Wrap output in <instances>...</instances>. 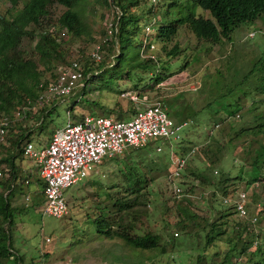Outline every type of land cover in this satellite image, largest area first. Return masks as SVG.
<instances>
[{
  "label": "rangeland",
  "instance_id": "rangeland-1",
  "mask_svg": "<svg viewBox=\"0 0 264 264\" xmlns=\"http://www.w3.org/2000/svg\"><path fill=\"white\" fill-rule=\"evenodd\" d=\"M149 1L145 5L148 6L145 10L147 12L151 7L149 14L152 19L154 18L152 20L153 24L157 22V27L158 25H166L172 20L183 18L189 14L195 16L201 15L213 20L209 11L194 6L190 0H176L178 4H170L171 0ZM107 2L110 3V0H107ZM2 4V1H0V8ZM20 4L21 0L17 7ZM63 10L64 8L59 5L49 9L51 24L47 27L48 31L54 30L53 23H55ZM113 10H115L114 14L116 15L118 8L113 7L111 3L107 7L100 6L98 2L86 7L85 15L92 25V29L100 34L94 35L93 41L79 40L70 43L68 40H62L59 43L58 49L62 54H65L66 62L79 57L85 59V55L90 54L93 45L96 43L95 41L103 33H106L108 27H110L111 18L114 16L112 15ZM140 10L141 8L139 7L135 8L136 12ZM149 14L147 15L148 17ZM147 22L145 19L143 24L141 23L140 30L137 33L140 32L142 34L143 25ZM45 25L47 23L43 22L42 26ZM181 32L185 34V38L182 37ZM250 32H253L251 37L247 36ZM191 36L196 38L189 31L187 25L181 26L176 34L166 42H161L156 37V34L154 35V41H156L158 48L156 51L159 55L158 61L161 62V65H167L165 68L172 71L181 64V61H189L186 68L181 72L176 71L171 77L155 85L150 74L139 73L138 77L141 81L137 80L139 78L134 74L127 81L110 76L114 69L106 68L100 77H95L91 80V89H87L82 101L72 108V113L65 112L67 103L58 105L48 113L47 117L42 121L43 124H46V128L43 129L42 134L48 135L50 139L52 131L64 126L67 120L72 121L74 119L75 121L82 114H103L100 112L101 109L106 111L104 115H110L115 118L118 116L117 108H120L123 112L129 106L127 99H130L131 94L136 95L134 91L142 93L150 101L161 99V102H163L162 98L167 99V103L163 102L164 107L168 115L174 120L169 111L175 104L179 105L183 102L185 94L181 97L180 94L184 91L198 89L201 83L200 76L204 73L202 72L204 69L209 67H215L216 69L220 67L222 72L218 71L213 77L211 86L205 85L197 93V101L200 104L203 101L204 103L208 102L210 103L209 107H214L219 102L235 100L238 95L242 94L246 95V99L242 97L239 104L243 107L248 106L249 111L241 115L239 114L238 118L235 116L234 120H230L223 113H220L219 119H217V121H220L218 128L220 130L218 133L216 131L213 136L220 139L227 149L224 152L221 165L219 166V163H217V170L215 169L217 173L214 175L216 176V180L213 183L216 188H208L205 183L201 184L192 176L186 175L183 177L182 175L174 181V184H178L177 187L182 191V194L180 197L174 195L173 191L169 188L170 184L167 183L169 180L165 175V171L157 169L156 165L158 162L161 164L164 162L168 163V161L170 162V155L171 158L177 155L174 153L175 149L173 151L171 149L180 145V141L178 142V140H171L170 143H160L162 147V151L160 152H156L155 147H147L141 150L136 149L138 147L128 148L117 157L118 160L113 161L110 159L105 161L104 164L96 166L95 172L87 177L89 179L87 184L82 183L85 179H81V181L64 191L68 212L61 218L42 215L41 209L44 197L40 191V186L25 184L23 179L20 182V186H22V190L27 189V191L23 192L24 194L22 195L20 194L19 197L12 198L13 202L16 201L14 207H17L19 211L15 213L14 220L16 225L10 235L11 244H13L15 251L21 255L23 264H195L197 259L201 261V264H228V262L223 261L227 259L228 250L232 246L235 248L240 246V243L235 238L239 234L240 226L242 227L245 224L246 218L242 219L236 213L233 214L230 211L227 218H222V220L227 221L226 233L207 245L204 240L210 228L206 227L203 219L205 217L210 221L213 218L214 209L221 210L223 206H227L219 201V196L224 191H228L227 196L234 197L236 191L245 190L248 201L254 199V196L256 197L253 200L255 202H252L253 206L250 212L258 217V223L254 230L258 238L257 243L260 242L264 245V179H262V182L254 183V186L250 184L248 187H245L246 177L244 171L251 167V161L248 158V150L251 146L247 144L245 139L248 140L250 137L247 138L245 133L241 131L238 139L232 143L228 141L230 137L228 136V132L232 124L238 127L251 128V126H256L258 122H264V100L260 102L261 99H264V95H259L257 92L264 88V74L261 76L262 72H264V13L253 21L242 22L233 30L228 40V46L225 48L229 54L226 56V60L220 61L218 64H216L218 57L215 55V52L208 54L205 48L201 52L193 50L199 40L193 39ZM138 39L139 35H136L134 41L137 43ZM34 41L35 39L28 40L22 37L20 49L28 56L33 57V60L37 62L38 57L30 52ZM175 41L181 42L179 44L180 47L178 46L179 54L175 56L166 55V51L170 49ZM162 45H164L165 50ZM231 46L232 50H230ZM182 47L186 51H183ZM204 50L207 53L203 52ZM115 53L118 55L117 52ZM128 53V63L132 62L137 55L142 61H146L139 55L137 45L133 49L130 48ZM107 60L108 62L112 61L109 57ZM60 63L57 62L53 66L55 67ZM229 63L230 66L227 67ZM109 64L113 65V62ZM254 64H257V68L255 69H253ZM54 67L53 70H45L43 72L40 82H49L53 79L52 71L54 72ZM226 67L228 69L232 68L231 74L227 79H225L227 75ZM135 84H137L136 87L134 86ZM207 89L211 90L210 96L207 95ZM248 96H252L254 99H248ZM207 109V105L201 107L203 111ZM196 117L197 119L193 120L192 124L197 131L203 130L202 127H206L204 126L205 123L207 126L209 125L208 127L211 125V128H213L211 118L204 116L202 112ZM32 118L25 121L27 125L31 124ZM38 122L39 120L33 123V128H38L41 125H37ZM251 130L260 136L264 135V127L250 129V133L252 134ZM11 132L15 134L14 129ZM37 136V131L31 134V138L35 143L37 142L35 141ZM36 146L38 147V145ZM8 149L9 146L4 147L1 152L4 154ZM133 150L134 154H131V157L135 154L138 156L149 154L148 157L159 158V161H155L151 168L147 167V163L137 158L133 159V166L131 167L137 171V176L141 182L144 181L143 189L141 190L142 200L138 203L137 208L132 211L137 220V222H134L133 232L134 230H138L140 235L150 233L151 231L163 234L162 238L164 237L167 243L164 252H159L158 249L151 251L136 250L117 237L107 238L99 235L92 222L98 214L104 211L107 222L114 228L120 229L115 223L119 221L121 214L115 211V207L112 204L120 194H123L121 185L125 184L126 178H124L125 170L124 173L123 171H119V167L116 165H124L130 155L129 153ZM194 153L195 151L188 157L190 159L186 163L187 169L195 165L194 157L196 155ZM200 156L201 160L207 161V156L204 154ZM23 160L27 162L26 165L28 166L35 165V162L29 158L24 157ZM32 162L34 163L31 164ZM204 165L207 166V163ZM169 166L171 167V164ZM218 169L221 171L225 169L228 172L229 181L224 182L223 185L217 181L219 176ZM22 171L25 173L24 170ZM239 172L240 178L233 180L232 178L236 177ZM132 173L130 176L134 178L136 175H132ZM27 174L25 175L27 176ZM184 174H186L185 171ZM27 178L29 182L32 181L30 177ZM97 185L102 186L97 187ZM190 186L192 191L188 193L191 202L190 209L195 212L196 216L198 215L197 221L202 223V225L194 226L188 233L179 232L177 236H173L177 238L176 242L170 235L166 236L164 231L166 228L169 231L171 229L176 231L171 228L176 220L174 217L175 213L173 212L175 210L174 205L184 194H187L184 193V189H188ZM213 194L215 197L212 196ZM127 215L130 216V213ZM130 220L133 221L132 218H122V221L125 223ZM233 240L237 242L235 246L232 243ZM246 263L248 261L243 256L231 257V264Z\"/></svg>",
  "mask_w": 264,
  "mask_h": 264
},
{
  "label": "trees",
  "instance_id": "trees-1",
  "mask_svg": "<svg viewBox=\"0 0 264 264\" xmlns=\"http://www.w3.org/2000/svg\"><path fill=\"white\" fill-rule=\"evenodd\" d=\"M0 1L3 3L0 8V115H9L11 111L16 109L26 97L30 99L35 97L38 93V85L45 70H53V65L57 62H66L65 54H62L58 49L60 45L59 43L62 40H68L70 43L79 40L93 41L94 35L100 34L96 33L92 29V25L89 23L88 18L85 15L86 7L88 5L97 4V2L100 6L107 7L110 3H108L107 0H21L20 6L17 7L20 0ZM147 1L148 0L113 1V3L120 8L119 17L114 14V11L112 12V15H114L112 16V21L114 22L118 18L117 32L115 36L119 55L116 56L117 64L110 67L114 69L110 76L129 81L134 74L137 77L139 73L147 75L150 74L152 75L151 78L153 79L155 85H158L175 74L176 71L181 72L184 70L189 61H181V64L179 65L178 63L179 66L176 65L177 67L172 71L165 68L167 65L157 64L151 59L142 61L138 55L134 57L132 62L128 63V51L130 48L133 49L135 46L133 37L137 33L138 28H140L141 20L144 18L141 13L143 6L146 5ZM190 1L194 4V6H198L203 10L209 11L213 20L205 18L201 15L195 16L193 14L186 15L180 19L172 20L166 25H161V28H159V33L156 37L161 42L168 41L174 34H176L177 30L181 26L187 25L189 31L196 37H193V39L199 40L197 46L203 48L205 44L204 48H207L208 54H210V52H215V55L218 52L224 53L223 45L225 42H228L230 34L233 30H235L242 22L253 21L255 18L264 13V0ZM170 4H178V2L176 0H171ZM58 5L63 7L64 10L57 17L55 23H53L54 30L48 31L47 27L51 24L49 9ZM137 7L141 8L139 12L135 11V8ZM43 22L47 23V25L42 26ZM181 35L185 38V34L181 32ZM22 37H25L28 40L35 39L30 52L38 57L37 62L33 60V57L28 56L22 49H20ZM180 43V41H175L170 49L166 51V55L175 56L179 54L178 46ZM163 46L164 45H162V47ZM195 48H193V50ZM163 49L165 50V47H163ZM181 49L185 51L184 47ZM109 50L110 52L108 53H111L112 46H110ZM203 52L207 53L205 50ZM226 58V56H218L216 64L220 61L226 60ZM101 65H104V62ZM228 66H230V63L227 64V67ZM227 67V75L225 79L229 78L232 69H228ZM105 70L106 69H104L101 74L97 75V77H100ZM218 71L222 72L220 67H217L216 69L215 67L204 69L202 71L204 73L200 76L201 83L198 89L193 91H184L181 93L180 97L185 94L183 102L179 105L175 104L169 111V114L174 117V121L181 122L184 120L188 123V127L185 129L184 139L179 143L180 145L178 147H173L171 150L175 149L174 153L179 156H184L186 160L189 161L190 158L188 157L192 155L189 151L193 148L196 149V152L194 153V155H196L194 157L195 165L189 169L185 167L181 171V176H192L201 184L205 183L208 188L212 189L216 188L213 181L216 180V176L214 175L217 173L215 171L218 167L217 163H219V166L221 165L224 152L227 147L220 139H217L214 136H209L207 131H204V129L197 131L192 124L194 122L193 120L197 119L196 116L202 112L204 116L211 118L213 124H219L220 121H217V119H219L220 112L226 114L230 120H234V114L236 112H240L242 108L239 101L237 102L236 100H233V102H230L232 100L219 102L218 105H215L214 107H209L210 103L208 102L204 103L203 101L200 104V102L197 101V93L201 91L205 85L211 86L212 79ZM52 76L55 77V72L53 71ZM137 80H140V78ZM134 86L136 87L137 84ZM206 92H208L207 95L210 96L211 90L207 89ZM138 96L140 98L142 97V94L138 93ZM158 101L162 108L166 111L164 103H167V99L162 98L164 103L161 102V99ZM206 105L208 106V109L205 111L201 110V107ZM134 110V104H130L123 112L120 108H117V118L125 119ZM248 111L249 109L244 112H240L239 114L241 115ZM36 120L37 117L32 118V122H35ZM72 121H74V119ZM32 122L29 125H27L26 122L21 121L20 124L17 123L15 128H19L18 133L14 134L13 132H10L7 136V141L10 144V148L7 151L8 155H6L5 159L0 160V164L3 163L8 172V178L0 184V264H23L21 255L15 251L13 244H11L10 236L16 225L14 220L15 213L19 211L17 207H14L16 201L13 202L12 198L17 192L22 195L24 194L23 192L27 191V189L22 190V186L18 185V183L24 179L25 174L21 171L18 160H22L24 158L23 147L26 141H33L31 138V134L33 132H38V136L36 137L38 142L44 143V145L50 142L48 135L42 134L43 129L46 128V124L44 123L43 125H40L38 129L30 130L33 125ZM259 127H264V124L258 123L256 126H251V128L238 127L237 125L232 124L228 132V136H230L228 141L231 143L239 138L241 131L245 133L247 138L250 137L248 140L245 139L247 144L251 146L248 150V158L251 161V167L250 169L244 171V175L246 177L245 187H248L253 181L264 179V135L260 136L253 132V130H251L252 134L250 133V129ZM203 136L204 138L202 139ZM147 147L154 148V142L143 148L136 149L141 150ZM15 150H17L16 153H14ZM129 154L130 155L128 159L126 158L127 160L124 165H116L119 167V171H123L124 173L125 170L124 178H126L124 181L125 184L121 185L123 194H120L112 204L115 207V211L121 214L119 221L115 223L120 227V229L114 228L109 222H107L105 218L106 213L104 211L98 214L92 222L99 235L107 238L117 237L136 250L151 251L158 249L159 252H164L167 243L164 240V237L162 238L163 234L151 231L150 233L148 232L140 235L138 230H134L133 232L134 222H137V220L132 214V211L137 208L138 203L142 200L141 190L144 185V181L141 182L137 176V171L131 167L133 166V159L137 158L147 163V167L151 168L155 161H159V158L152 156L148 157L149 154H144L143 156L135 154L131 157V154H134V150ZM202 154L207 156V161L200 159V155ZM118 156H114L110 159L113 161L118 160ZM104 163L105 161L95 165L83 179H87L91 173L95 172L96 166ZM205 163H207V166L204 165ZM168 167L169 161L168 163L164 162L162 164L158 162L156 165L157 169L162 170L163 172L165 171V175L167 174ZM197 168L198 171L196 172ZM184 171L186 174H184ZM131 172H133L132 175H136L134 178L130 176ZM218 172L219 176L217 181L219 184L223 185L224 182L229 181L227 170L224 169L221 171L218 169ZM29 176L31 175L28 173L27 177ZM34 178L37 179L36 176ZM239 178L240 172L232 179L234 180ZM168 180L169 181H166L171 186L173 183L169 177ZM37 181L40 182V179L38 178ZM11 184H14V187L9 192V195L4 198L3 192L9 189ZM39 186L41 188L42 184L39 183ZM101 186L102 185H97V187ZM184 190L186 191H184V193L187 194H184L174 205L175 210L173 212L175 213L174 217L176 220L172 224L171 228L176 231H173L172 229L169 231L167 228L164 231L166 236L170 235V237L173 240L175 239L176 242L177 238H174L173 236H177L179 232L188 233L190 232V229L194 228V226L202 225V223L197 221L198 215L196 216L195 212L190 209L191 202L188 193L192 192L191 186ZM223 193L227 194V191H224ZM212 196L215 197L214 194ZM255 198L256 197L254 196V199L248 201L246 205V219L244 217H240L246 220L245 224H243L242 227L240 226V229L238 228L239 234L235 238V240L237 239L236 241L240 243V246L238 248L232 246L228 250L229 253H227V261L225 260L223 262L231 264V257L236 258L243 256L245 257V260L248 261L246 264H264V245L260 242L257 243L258 238L254 233L255 226L258 223V217L254 216V214L250 212L253 206L252 202H255L253 201ZM44 202L45 200L43 201V204L41 203L42 207L44 206ZM219 210L220 209H214L215 212L210 221L205 217L203 219L206 227L210 228L209 232L204 237L206 245L226 233L227 221L222 220V218H227L232 208L223 206V208L220 211ZM129 213L130 216L127 215ZM124 217L132 218L133 221L130 220L125 223L122 221V218ZM235 240L232 241L234 246L237 243ZM250 247L252 248L249 249ZM195 264H201V261L197 259Z\"/></svg>",
  "mask_w": 264,
  "mask_h": 264
},
{
  "label": "built area",
  "instance_id": "built-area-1",
  "mask_svg": "<svg viewBox=\"0 0 264 264\" xmlns=\"http://www.w3.org/2000/svg\"><path fill=\"white\" fill-rule=\"evenodd\" d=\"M116 13L119 17V8ZM116 27V23L108 27L105 35L93 45L88 61L98 63L102 60L104 47L110 38L114 39ZM83 68L84 61L59 65L52 80L39 83L40 92L34 104L41 107L42 115L56 105L67 101L76 102L84 95L89 78L100 71L85 74ZM129 98L137 106L129 119L117 120L103 115L84 114L75 121L67 120L64 126L53 131L46 145L35 147L30 141L25 143L23 155L35 162L42 184L41 193L45 200L42 215L60 218L67 214L64 190L81 181L95 165L122 154L127 148H142L157 139L179 137L185 123L173 122L159 102H148L146 96L139 99L133 94ZM28 109L32 108L26 100L11 116L0 115V144L5 142L11 123L24 119ZM69 112L67 109L66 113ZM157 150L160 151V147ZM173 164L170 178L179 175L185 160L174 158ZM175 191L179 189L175 188ZM246 202L245 191H238L235 198L223 199L224 204L231 205L237 215L244 218L247 215Z\"/></svg>",
  "mask_w": 264,
  "mask_h": 264
},
{
  "label": "clouds",
  "instance_id": "clouds-1",
  "mask_svg": "<svg viewBox=\"0 0 264 264\" xmlns=\"http://www.w3.org/2000/svg\"><path fill=\"white\" fill-rule=\"evenodd\" d=\"M113 1L114 0H110V3L113 5V7L115 6V7H117L114 3H113ZM150 1L148 0V3H149ZM147 7L148 6H143V10H142V13L141 14H143V20H141V22H140V24L142 23L143 24V21H145V17H146V21H148L147 23H144V25H143V28H142V34L140 33V32H138V33H136L135 35H134V37L136 36V35H139V39L137 40V43L134 41V37H133V41H134V45L136 46L137 45V51H138V53H139V55L141 56V58L143 59V60H149V59H151V60H153L155 63H157V64H161V62H159L158 61V59H159V55L156 53V51H157V43H156V41H154V35L156 34V36H157V34L159 33V28H161V26H159L158 25V27H157V22L156 23H154L153 24V19L151 18V16H150V12H151V7L148 9V11L146 12V10H145V8L147 9ZM119 8V7H118ZM119 10H120V8H119ZM114 12H115V10H113ZM149 14V17L147 16ZM195 14V13H194ZM149 19V20H148ZM117 20H118V18L113 22L112 21V18H111V22H110V24L112 25V24H117ZM110 25V26H111ZM114 26V25H113ZM140 29L138 28V30L137 31H139ZM116 32H117V27H116ZM116 34V33H115ZM115 34H113V36H114V39H113V37L112 38H110V41H108V45L106 46V47H104V50H103V55H102V60L100 61V62H98V63H94V62H92V61H88V55L86 54L85 55V59H81L80 57L79 58H75V59H71L70 61H68V62H73V61H84V73L86 74V73H88V72H93V71H100L99 73H97L96 75H93V76H91L90 78H89V80H88V84H87V87H86V91H87V89L88 88H90L91 89V80L93 79V78H95V77H97V75H99V74H101V72L104 70V69H106V68H110V67H113V66H115L116 64H117V62H116V56H118L119 55V53H118V48H117V44H116V36H115ZM105 35V33H103V35H101L95 42H98L103 36ZM253 35V32H250V33H248L247 34V36H252ZM191 38H193L192 36H191ZM110 46H112V52L111 53H108L109 52V48H110ZM134 46V47H135ZM227 46H228V42L226 43H224V45H223V49H224V53H220V52H218V53H216V55H217V57L218 56H227L229 53L225 50V48H227ZM197 48H195L194 50L196 51V50H198L199 52H201V50L202 49H204V47H205V44H204V47L203 48H201V47H199V46H196ZM205 49H207V48H205ZM230 50H232V46H231V48H230ZM185 51H186V49H185ZM115 52H117L118 53V55H116V53ZM145 56H144V55ZM106 55H107V57H106ZM110 58V60H112V61H109L108 62V60H107V58ZM115 61V62H114ZM68 62H64V63H60L59 65H62V64H66V63H68ZM104 62V65H101L102 63ZM110 62H113V65H110L109 63ZM59 65H56L55 67H54V72H55V76H56V71H57V68H58V66ZM99 65H101V66H99ZM255 68H257V64H255V65H253V69H255ZM253 69H252V71H253ZM264 74V72H262V74H261V76ZM53 77V76H52ZM45 83H48L47 81H44ZM39 87V86H38ZM86 91H85V93H84V95H82V96H80V99L78 100V101H76V102H70V101H67V102H64V104L65 103H67V105H66V107H65V112H66V110L67 109H69L70 110V112L69 113H72V108L77 104V103H79V102H81L82 101V99L85 97V95H86ZM39 92H40V90H39V88H38V93L35 95V97H33L32 99H30V98H25L23 101H22V103H25L26 102V100H28L29 101V106L32 108V109H28L26 112V116H25V118L24 119H22V120H20L21 122H25L27 119H29V118H31V117H37V120H39V122H38V124L37 125H39V124H41V125H43V123H42V121H44V118L45 117H47V115H48V113H50L54 108H56L58 105H56V106H54V107H52L51 109H49L45 114H43L42 115V110H41V107H37V106H35V104H34V101H35V98L37 97V95L39 94ZM135 92V94L138 96V93L139 92H136V91H134ZM258 93H259V95H264V88L263 89H261V91H257ZM139 94H142V93H139ZM246 95H242V94H240V95H238L237 96V99H235L237 102L238 101H240L241 99H242V97H243V99H246V97H245ZM142 97H144L143 96V94H142ZM138 98H139V96H138ZM141 98V97H140ZM139 98V99H140ZM248 99H251V100H253L254 99V97H252V96H248L247 97ZM147 99V98H146ZM148 100V102H154V101H157V102H159L158 100H153V101H150L149 99H147ZM262 100H264V99H261L260 100V102H262ZM127 101L129 102V105L130 104H134L135 105V110L137 109V106H136V103L135 102H132L130 99H127ZM230 102H233V100L232 101H230ZM21 103V104H22ZM20 104V105H21ZM20 105H18V107L16 108V109H14L13 111H11V113L9 114V115H3V114H1V115H3V116H11V114L15 111V110H19L20 109ZM60 105V104H59ZM241 105V104H240ZM263 105H264V103H263ZM241 110H240V112H244L245 110H247V109H249V107L248 106H246V107H243L242 105H241ZM34 110V111H33ZM165 111V110H164ZM166 112V111H165ZM132 113V112H131ZM131 113L129 114V116L128 117H126L125 119H129L130 118V116H131ZM220 113H222V112H220ZM89 114V113H88ZM167 114V113H166ZM239 112H236L235 114H234V117L236 116L237 118L239 117ZM82 115H84V114H82ZM82 115H80V116H82ZM93 115H102V114H93ZM220 115V114H219ZM226 115V114H225ZM103 116H106V115H103ZM168 116V115H167ZM109 117V116H108ZM169 117V116H168ZM226 117H227V115H226ZM234 117H233V119H234ZM80 118V117H79ZM78 118V119H79ZM110 118H112V117H110ZM170 118V117H169ZM228 118V117H227ZM261 118V117H260ZM173 122H176V121H174L172 118H170ZM36 120V121H37ZM119 120H124V119H119ZM20 121H18V122H14V123H11V125H10V127L8 128V132H7V135L5 136V142L4 143H1L0 144V160H2V159H5V157H4V154L1 152V150L4 148V147H7V146H9V148H10V144H9V142L7 141V136H8V134L11 132V130H15V134L16 133H18V131H19V128H15L16 126H17V123H19L20 124ZM32 123H34V122H32ZM176 123H185V127L180 131V134H179V137L178 138H176V139H170V140H159V139H157V140H154V141H152V142H154V147H155V150H156V152H160V151H162V147H161V145H160V143H162V142H171V140H178V142L180 141H182L183 139H184V132H185V129H186V127H188V123H187V121H181V122H176ZM259 124H264V122H258ZM258 123H256V124H258ZM220 124V123H219ZM219 124H212L213 125V128H211V125H210V127H208L207 126V124L205 123V125L204 126H206V127H208V128H206V127H202V129H204V131H207L208 129H210L209 131H207V133H208V135L209 136H213L214 135V133L216 132V131H218L219 129ZM40 127V126H39ZM38 127V128H39ZM38 128H33V125H32V127H31V129L30 130H33V129H38ZM56 129H58V128H56ZM55 129V130H56ZM55 130H53V131H55ZM53 131H52V133H53ZM21 132V131H20ZM19 132V133H20ZM52 133H51V135H52ZM183 133V135L181 136V134ZM51 135H50V137H51ZM26 142H29V141H26ZM30 142H32L33 143V145L35 146V147H37L35 144V142H33V141H30ZM152 142H150V143H152ZM149 143V144H150ZM204 144H206V143H204ZM157 147H160V151H158L157 150ZM130 148H133V147H130ZM143 148V147H142ZM196 149L195 148H193V149H191L190 151H189V153L190 154H193V152L195 151ZM173 151V150H172ZM17 152V150H15L14 151V153H16ZM196 152V151H195ZM172 153V152H171ZM23 157H25L24 155H23ZM27 158V157H26ZM174 158H182V159H184L185 160V166L179 171V175L178 176H176V177H174V178H170V172H171V170H172V168L174 167V164H173V159ZM29 159H31V158H29ZM32 160V159H31ZM108 160V159H107ZM106 160V161H107ZM169 160H170V162H169V164H171V167L169 166L168 167V170H167V174H166V176L167 177H169L170 178V180H171V182L173 183L171 186H170V189L173 191V193H174V195L176 196V197H180L181 196V190L177 187L178 186V184L176 183V184H174V181H176L177 179H178V177H181V171L187 166V160H186V158L184 157V156H179V155H175V156H173L172 158H171V155L169 156ZM0 173H1V175H2V177L0 178V184L5 180V179H7L8 178V172H7V169H6V166L2 163V164H0ZM26 174V173H25ZM24 174V183H25V180H27L28 181V178H27V176ZM38 174V173H37ZM39 178V177H38ZM3 180V181H2ZM258 182H262V179H259V180H256V181H253L251 184H253V186H254V183H258ZM40 183H41V180H40ZM25 184H29V185H34V184H36V181H31V182H26ZM18 185L20 186V182L18 183ZM14 187V184H11V186L9 187V189H7V190H5L3 193V196H4V198H6L7 197V195H9V192L11 191V189ZM175 188H178L179 189V191L177 192V191H175ZM40 191H41V188H40ZM240 191H245V190H240ZM238 191H236L235 192V194L237 193ZM246 193V192H245ZM20 194L21 193H16L15 194V196L13 197V198H16V197H19L20 196ZM43 194V193H42ZM227 194H228V191H227ZM227 194H224L223 192L220 194V196H219V201L220 202H222L223 203V199L224 198H235V196L234 197H231V196H227ZM247 195V194H246ZM44 197V196H43ZM247 203H248V197H247V202H246V204L245 205H247ZM224 204V203H223ZM227 205V204H226ZM227 207H231L232 208V212L233 213H236L235 212V210L233 209V207L231 206V205H227ZM68 208V207H67ZM246 210H247V206H246ZM237 214V213H236ZM51 217V216H50ZM240 217V216H239ZM61 218V217H60Z\"/></svg>",
  "mask_w": 264,
  "mask_h": 264
},
{
  "label": "crops",
  "instance_id": "crops-1",
  "mask_svg": "<svg viewBox=\"0 0 264 264\" xmlns=\"http://www.w3.org/2000/svg\"><path fill=\"white\" fill-rule=\"evenodd\" d=\"M100 112H102L103 114L102 115H104L105 114V112L106 111H104V110H100ZM92 114V113H91ZM106 116H109V117H111L110 115H106ZM118 116H116L115 118L114 117H112L113 119H117V120H119L118 118H117ZM49 138V137H48ZM38 140V139H37ZM37 140H35V141H37ZM35 145H44V143H41V142H36V144ZM6 155H8V152H5L4 153V157H6ZM24 159V158H23ZM21 160V159H19L18 160V163H19V166H20V168H21V171L22 170H24L25 171V173H29L31 176H29L31 179H32V181H36V184H34L35 186H37V187H39V183L40 182H38L37 181V179H38V174H37V168H36V166L35 165H30V166H28V165H26V161L25 160ZM34 162H32L31 164H33ZM23 172V171H22ZM37 177V179H35L34 177ZM84 180V179H83ZM88 181H89V179H85V181L84 182H82V183H88ZM66 190V189H65ZM64 190V191H65ZM74 198V197H73ZM75 199V198H74Z\"/></svg>",
  "mask_w": 264,
  "mask_h": 264
}]
</instances>
